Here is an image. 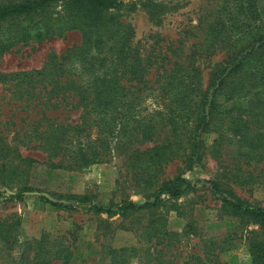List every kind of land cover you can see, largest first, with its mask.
<instances>
[{
	"label": "trees",
	"instance_id": "16d2710c",
	"mask_svg": "<svg viewBox=\"0 0 264 264\" xmlns=\"http://www.w3.org/2000/svg\"><path fill=\"white\" fill-rule=\"evenodd\" d=\"M154 1L0 0V28L5 24L0 32V54L15 43L41 42L73 31L80 35V44L66 51L58 68L54 69L48 60L41 69L22 74L28 86L33 78L45 80L55 70L58 76L65 72L75 77L62 82L56 79L47 91L50 96L47 101L58 99L59 103L79 110L73 125L61 124L41 132L48 167L76 171L117 156L130 161L140 172L156 171L174 159H179L189 170L201 164L206 154L219 161L226 148H231L237 158L247 163L264 164V96L257 89L261 85L259 80L264 78L261 73L264 26L243 23L244 29L230 41L224 15L228 0H206L210 6L198 17L195 26L203 35L200 49L199 43H192L190 53L184 58L176 55L179 49L171 50L175 60L171 63L165 57L170 63L158 66L160 70L156 69L152 80L154 74L151 76L150 72L157 61L156 54H142L134 42L133 26L123 16L140 7L148 12L154 24H160V4ZM258 5L264 10V0L239 3L246 11ZM57 6L63 9L54 11ZM216 49L224 50V57L210 69L203 85L197 54L209 56ZM85 59L90 63L82 71L86 79L67 71V67ZM148 98L153 100V107L144 111L146 107L141 104ZM73 138L75 145H71ZM144 143L152 145L139 150ZM26 161L35 162L28 157ZM223 174L227 185L219 180L204 183L223 208L245 223L257 226L249 231L246 247L250 264H264V207L248 204L229 188V184L249 183L252 175L246 180L228 168ZM155 179L154 191L143 202L101 204L87 196L55 198L26 184L10 189L4 181L0 197L11 202L34 196L61 210L87 207L96 214L127 218L159 209L164 200L178 199L196 187L181 175L162 181ZM149 224V238L172 235L158 223ZM160 230L163 231L158 235ZM0 240L5 247L1 264H70L72 258L70 245L49 233L19 241L11 225L0 224ZM131 254L124 248L111 249L110 264H129L134 255ZM216 255L212 253V258ZM194 259V264H203L200 257ZM152 264L161 263L154 259ZM214 264L226 263L216 260Z\"/></svg>",
	"mask_w": 264,
	"mask_h": 264
},
{
	"label": "rangeland",
	"instance_id": "374dc122",
	"mask_svg": "<svg viewBox=\"0 0 264 264\" xmlns=\"http://www.w3.org/2000/svg\"><path fill=\"white\" fill-rule=\"evenodd\" d=\"M240 1L228 0L224 12L226 35L230 41L244 29L241 28L243 23L264 26V10L260 5L246 11L239 7ZM154 2L160 4V24H154L148 12L140 7L123 16L133 26L134 42L142 54H156L157 61L151 68V76L156 69L160 70L161 65L170 63L165 57H169L171 63L176 55L184 58L190 53L192 43L202 41L203 35L195 26L198 17L210 6L206 5V0L205 3L204 0ZM62 9L57 6L54 11ZM255 9L257 11L253 14ZM4 26L0 32L4 31ZM80 41L79 33L73 31L41 42L15 43L0 54V187L2 181L10 189L26 184L55 198L87 196L101 204L143 202L154 191L155 178L162 181L181 175L195 184V190L178 199L164 200L159 209L127 218L118 214H96L87 207L61 210L34 196L11 202L0 197V224L11 225L19 241L36 239L43 233L58 237L70 245V264H110L109 251L121 248L130 252V256L133 252L129 264H152L154 259H159L161 264H194L196 257H200L203 264H214L216 260L226 264H250L246 243L249 231L256 230L257 226L245 223L223 208L221 201L204 183L205 180H219L226 184L227 178L223 173L227 168L246 180L252 175L249 183L229 184V188L248 204L264 207V164L247 163L237 158L231 148L223 151L219 161L206 154L201 164L189 170L179 159H174L156 171L140 172L137 167H132L130 161L117 156L76 171L47 166L46 153L42 151L45 140L40 138L41 132L48 128L53 130L61 124L73 125L79 116V110L70 104L59 103L58 99L47 101L50 97L47 91L56 79L62 82L75 77L65 72L58 76L55 70L45 80L33 78L28 86L22 74L41 69L48 60L54 69L58 68L61 57ZM200 46L199 43L197 48ZM174 49H179L177 54L170 55ZM201 54H197V63L203 70L204 85L210 69L224 57V50L216 49L209 56ZM87 60L75 62L66 69L76 73V77L86 79L82 71L90 64ZM261 73L264 74V68ZM259 81L261 85L257 89H261L264 96V78ZM45 86H48L46 92ZM152 101L148 98L141 104L146 107L144 111L152 109ZM75 142L73 138L71 145ZM151 145L144 143L138 149L144 150ZM27 157L35 162L28 164ZM17 172L19 174L15 176ZM151 173H155L154 176ZM148 178L151 183L144 181ZM151 221L172 235L149 238L147 227ZM2 243L0 240V264L5 251ZM212 253L218 255L212 258Z\"/></svg>",
	"mask_w": 264,
	"mask_h": 264
}]
</instances>
